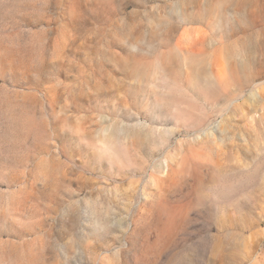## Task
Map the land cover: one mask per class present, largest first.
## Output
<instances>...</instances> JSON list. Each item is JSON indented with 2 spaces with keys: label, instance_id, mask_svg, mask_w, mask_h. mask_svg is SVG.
Listing matches in <instances>:
<instances>
[{
  "label": "rangeland",
  "instance_id": "374dc122",
  "mask_svg": "<svg viewBox=\"0 0 264 264\" xmlns=\"http://www.w3.org/2000/svg\"><path fill=\"white\" fill-rule=\"evenodd\" d=\"M0 264H264V0H0Z\"/></svg>",
  "mask_w": 264,
  "mask_h": 264
}]
</instances>
